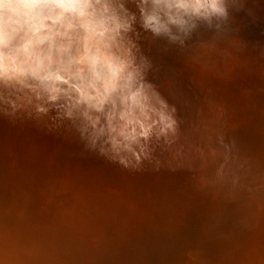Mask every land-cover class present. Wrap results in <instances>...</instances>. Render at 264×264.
<instances>
[{"label": "clouds", "instance_id": "obj_1", "mask_svg": "<svg viewBox=\"0 0 264 264\" xmlns=\"http://www.w3.org/2000/svg\"><path fill=\"white\" fill-rule=\"evenodd\" d=\"M255 6L264 9L260 0H0V120L74 137L125 170L186 169L199 190L256 197L264 162L226 139L224 107L181 116L150 54L175 46L202 71L239 62L247 44L231 38L233 25ZM0 240V264L36 258L11 253L7 233Z\"/></svg>", "mask_w": 264, "mask_h": 264}, {"label": "bare ground", "instance_id": "obj_2", "mask_svg": "<svg viewBox=\"0 0 264 264\" xmlns=\"http://www.w3.org/2000/svg\"><path fill=\"white\" fill-rule=\"evenodd\" d=\"M233 28L247 48L217 70L188 64L175 46L150 54L181 116L222 105L226 139L264 162V36L242 17ZM194 177L125 170L74 137L0 120V234L11 253H35L30 264H264V191L214 194Z\"/></svg>", "mask_w": 264, "mask_h": 264}, {"label": "rangeland", "instance_id": "obj_3", "mask_svg": "<svg viewBox=\"0 0 264 264\" xmlns=\"http://www.w3.org/2000/svg\"><path fill=\"white\" fill-rule=\"evenodd\" d=\"M260 4L264 5V0H260ZM239 15H241L242 19L244 18L249 25L256 30V32L260 35V36H264V20L262 21V19H264V9H262V7L260 6H256L254 7V15L253 16H247L244 13H240ZM260 15V16H259ZM263 17V18H262ZM263 29V30H262Z\"/></svg>", "mask_w": 264, "mask_h": 264}]
</instances>
